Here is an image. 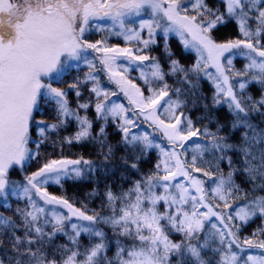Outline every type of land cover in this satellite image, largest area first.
I'll return each mask as SVG.
<instances>
[{
    "label": "snow or ice",
    "instance_id": "6c2138e0",
    "mask_svg": "<svg viewBox=\"0 0 264 264\" xmlns=\"http://www.w3.org/2000/svg\"><path fill=\"white\" fill-rule=\"evenodd\" d=\"M0 264H264V0H0Z\"/></svg>",
    "mask_w": 264,
    "mask_h": 264
},
{
    "label": "trees",
    "instance_id": "16d2710c",
    "mask_svg": "<svg viewBox=\"0 0 264 264\" xmlns=\"http://www.w3.org/2000/svg\"><path fill=\"white\" fill-rule=\"evenodd\" d=\"M170 43L173 47V50H175L177 48V42L175 41V39H171L170 40ZM163 52V48L161 46V48L159 49V51L156 53L157 55H160L161 53ZM241 65L240 64H237V67H240ZM70 100H74V95H70ZM69 131H71V129H69ZM93 151V148L92 146H86V147H73L71 149V152H91ZM14 178H19L18 175L14 176ZM91 181H83V182H72V181H69L68 183L65 184L64 188L65 190L67 191V193L70 195V196H76L80 199H83L85 194L91 190ZM50 191H52L54 194H61L62 190L59 189L58 187H52L50 188ZM99 204V201H95L93 202L92 204H90L91 207H95ZM260 221H257V224H259ZM253 229H255L256 225H253L252 226Z\"/></svg>",
    "mask_w": 264,
    "mask_h": 264
}]
</instances>
